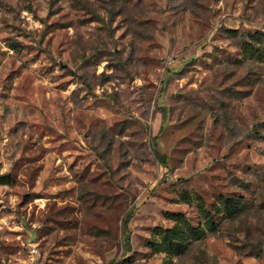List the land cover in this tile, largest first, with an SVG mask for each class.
Instances as JSON below:
<instances>
[{
	"label": "rangeland",
	"instance_id": "obj_1",
	"mask_svg": "<svg viewBox=\"0 0 264 264\" xmlns=\"http://www.w3.org/2000/svg\"><path fill=\"white\" fill-rule=\"evenodd\" d=\"M0 264H264V0H0Z\"/></svg>",
	"mask_w": 264,
	"mask_h": 264
}]
</instances>
